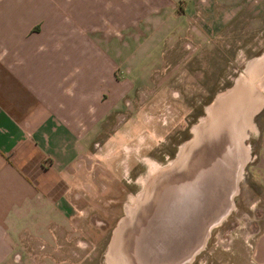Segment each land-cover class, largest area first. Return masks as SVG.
<instances>
[{"label":"crops","instance_id":"obj_1","mask_svg":"<svg viewBox=\"0 0 264 264\" xmlns=\"http://www.w3.org/2000/svg\"><path fill=\"white\" fill-rule=\"evenodd\" d=\"M221 6L219 0H0V264H96L57 258L62 247L50 245L73 215L71 169L130 92L127 73L139 47L205 29L192 14ZM262 108L264 52L216 95L193 131L196 139L178 153L213 132L210 141L227 143L242 167L248 153L242 141ZM260 152L264 159V125ZM131 250L112 235L106 263L161 264L131 257ZM255 254L264 264V231Z\"/></svg>","mask_w":264,"mask_h":264},{"label":"rangeland","instance_id":"obj_2","mask_svg":"<svg viewBox=\"0 0 264 264\" xmlns=\"http://www.w3.org/2000/svg\"><path fill=\"white\" fill-rule=\"evenodd\" d=\"M219 2L218 12L205 7L206 12L192 14L205 29L179 30L160 44L139 47L144 52L127 73L130 92L71 169L68 195L74 210L65 233L50 238V245L62 247L55 257L107 264L111 236L116 245L122 241L140 211L135 207L152 194L166 201L160 215L149 207L141 212L159 222L154 227L155 220L146 218L138 224L155 236L152 244L161 243L162 264H170L169 255L171 264H263L255 250L264 231V108L242 141L247 162L237 168L230 197L225 184L213 187L211 196L204 187L198 190L203 185L197 186L196 178L189 212L180 205L188 192L176 189L184 180H166L186 154L178 151L196 139L193 131L207 118L209 104L264 52V0ZM227 164L225 159L220 170Z\"/></svg>","mask_w":264,"mask_h":264},{"label":"water","instance_id":"obj_3","mask_svg":"<svg viewBox=\"0 0 264 264\" xmlns=\"http://www.w3.org/2000/svg\"><path fill=\"white\" fill-rule=\"evenodd\" d=\"M215 135V133L211 132L206 134L205 136H202L203 138L197 139L192 144L189 152L180 157V161L177 162L175 167L176 170L172 173V175H168L166 177V180L168 182L184 180V182L180 181V185L176 189L185 188V190L188 192L185 199V204L180 205H184L186 209L189 210V212H191L192 205V195L190 194L194 187V181L196 178H200V182L197 186H199L200 183H202L203 185L197 187L195 184L198 190H201L202 187H204L208 189L210 196L214 188H218L223 184H225V188L228 187V190L227 188L226 190L227 192H229V197L232 195V187L234 186V182L236 181L235 174L237 170L236 163H234L233 159L234 153H227V151H230V149L227 146L228 144L225 142L212 143L210 140L214 138ZM225 159L229 160L230 164L224 166L227 169L220 170V167L223 166L222 164ZM209 173H211V175ZM176 198H180V196H176ZM164 202L166 201L162 197H156L152 194L151 196L149 195L148 197H146V199L142 202V207L139 208L140 211H137L136 215L134 216L133 220L135 221L136 218V221L131 224L129 228L127 227V232L124 234V238L122 239V241L119 239L118 245L126 246L127 248L131 247L133 249L130 252L131 257H141L143 261L147 263L149 260H153V258H155L156 261L160 259V262L162 264V254H165V251H163L161 243H159L158 241L156 244L155 241L152 244L151 239L155 238V236L149 233V228H143L144 224H142L141 226V229L143 228V231H141L138 222L146 220V218L149 219L153 217L149 216L150 213L144 215V213L141 212L143 210V207H149L155 212L156 215L158 214V212V215H160L161 209L164 208ZM158 215L156 216L157 218ZM149 220H155L154 227L156 225V222H159L155 218ZM147 225H149V223H147ZM170 253H172V251H170ZM170 257L171 255H169L166 259L167 261H170L169 263L171 264L173 262L174 256L172 257L173 259Z\"/></svg>","mask_w":264,"mask_h":264},{"label":"bare ground","instance_id":"obj_4","mask_svg":"<svg viewBox=\"0 0 264 264\" xmlns=\"http://www.w3.org/2000/svg\"><path fill=\"white\" fill-rule=\"evenodd\" d=\"M218 98H220V97H218ZM218 98H217V99H218ZM247 114L249 115V113H248V112H247ZM245 119H246V120H248V119H247V116H246V118H245ZM130 209H133V207H131Z\"/></svg>","mask_w":264,"mask_h":264},{"label":"flooded vegetation","instance_id":"obj_5","mask_svg":"<svg viewBox=\"0 0 264 264\" xmlns=\"http://www.w3.org/2000/svg\"><path fill=\"white\" fill-rule=\"evenodd\" d=\"M181 150H182V148H181Z\"/></svg>","mask_w":264,"mask_h":264}]
</instances>
